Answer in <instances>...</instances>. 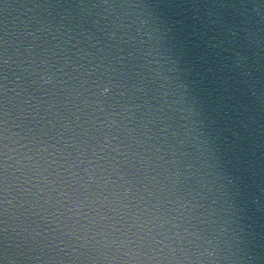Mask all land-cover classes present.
I'll list each match as a JSON object with an SVG mask.
<instances>
[{"label":"water","instance_id":"95a60500","mask_svg":"<svg viewBox=\"0 0 264 264\" xmlns=\"http://www.w3.org/2000/svg\"><path fill=\"white\" fill-rule=\"evenodd\" d=\"M0 264H264V0H0Z\"/></svg>","mask_w":264,"mask_h":264},{"label":"clouds","instance_id":"9594fccd","mask_svg":"<svg viewBox=\"0 0 264 264\" xmlns=\"http://www.w3.org/2000/svg\"><path fill=\"white\" fill-rule=\"evenodd\" d=\"M235 55H236V61H235V63L236 64H239L242 58L240 57L239 53H236ZM41 80L44 83H48L51 80V77L50 76H47V75H43L41 77ZM111 86H112L111 81L98 83L97 84L98 94L100 96H104L106 93L109 92ZM205 251H206V253H207V255L209 257H211L213 255V253L211 251H208L207 249Z\"/></svg>","mask_w":264,"mask_h":264}]
</instances>
